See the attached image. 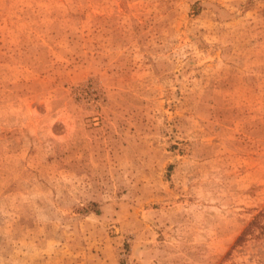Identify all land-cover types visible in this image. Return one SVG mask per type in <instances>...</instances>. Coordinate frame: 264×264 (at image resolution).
<instances>
[{
  "label": "rangeland",
  "instance_id": "374dc122",
  "mask_svg": "<svg viewBox=\"0 0 264 264\" xmlns=\"http://www.w3.org/2000/svg\"><path fill=\"white\" fill-rule=\"evenodd\" d=\"M0 264H264V0H0Z\"/></svg>",
  "mask_w": 264,
  "mask_h": 264
},
{
  "label": "trees",
  "instance_id": "16d2710c",
  "mask_svg": "<svg viewBox=\"0 0 264 264\" xmlns=\"http://www.w3.org/2000/svg\"><path fill=\"white\" fill-rule=\"evenodd\" d=\"M258 220H259L258 216L255 219H253V221L245 228V230L242 232L240 237L237 239L236 243H241L242 241H244L246 236L253 231L254 227L257 226Z\"/></svg>",
  "mask_w": 264,
  "mask_h": 264
}]
</instances>
